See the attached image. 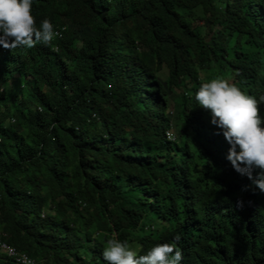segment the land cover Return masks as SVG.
Returning <instances> with one entry per match:
<instances>
[{"label":"trees","instance_id":"16d2710c","mask_svg":"<svg viewBox=\"0 0 264 264\" xmlns=\"http://www.w3.org/2000/svg\"><path fill=\"white\" fill-rule=\"evenodd\" d=\"M32 14L61 37L0 47V243L106 264L116 233L141 254L176 243L180 264H264V192L194 97L216 77L264 96V0H33Z\"/></svg>","mask_w":264,"mask_h":264},{"label":"clouds","instance_id":"9594fccd","mask_svg":"<svg viewBox=\"0 0 264 264\" xmlns=\"http://www.w3.org/2000/svg\"><path fill=\"white\" fill-rule=\"evenodd\" d=\"M32 4L33 0H0V47L9 51L30 49L37 43L49 44L55 36L61 37L60 29L54 31L48 19L37 27ZM194 97L201 108L211 112V123L222 130L230 145L226 158L233 169L264 192V117L260 113L264 96L258 100L229 79L216 77L201 83ZM253 169L260 170L255 179ZM175 240L179 242L180 237L177 235ZM141 251L139 244L121 241L112 233L102 258L106 264H180L183 259L176 243L155 244L144 254Z\"/></svg>","mask_w":264,"mask_h":264},{"label":"built area","instance_id":"2783aa9c","mask_svg":"<svg viewBox=\"0 0 264 264\" xmlns=\"http://www.w3.org/2000/svg\"><path fill=\"white\" fill-rule=\"evenodd\" d=\"M0 251L6 253L10 257H18V260L25 264H37L34 260L30 259L27 254L18 252L15 248L9 246L7 243H0Z\"/></svg>","mask_w":264,"mask_h":264},{"label":"rangeland","instance_id":"374dc122","mask_svg":"<svg viewBox=\"0 0 264 264\" xmlns=\"http://www.w3.org/2000/svg\"><path fill=\"white\" fill-rule=\"evenodd\" d=\"M39 110H40V107H39ZM34 114V110L30 112V115H33Z\"/></svg>","mask_w":264,"mask_h":264},{"label":"bare ground","instance_id":"6f19581e","mask_svg":"<svg viewBox=\"0 0 264 264\" xmlns=\"http://www.w3.org/2000/svg\"><path fill=\"white\" fill-rule=\"evenodd\" d=\"M223 198V197H222Z\"/></svg>","mask_w":264,"mask_h":264}]
</instances>
